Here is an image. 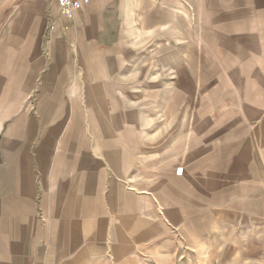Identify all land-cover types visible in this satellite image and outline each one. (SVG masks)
Instances as JSON below:
<instances>
[{
  "label": "crops",
  "instance_id": "0c3cea01",
  "mask_svg": "<svg viewBox=\"0 0 264 264\" xmlns=\"http://www.w3.org/2000/svg\"><path fill=\"white\" fill-rule=\"evenodd\" d=\"M133 6L84 0L69 12L57 0H0V264L122 260L165 238L164 208L197 192L198 175L207 186L236 174L238 160L261 158L264 0L229 4L213 29L222 70L208 94L220 121L183 129L179 86L168 135L135 108Z\"/></svg>",
  "mask_w": 264,
  "mask_h": 264
},
{
  "label": "rangeland",
  "instance_id": "374dc122",
  "mask_svg": "<svg viewBox=\"0 0 264 264\" xmlns=\"http://www.w3.org/2000/svg\"><path fill=\"white\" fill-rule=\"evenodd\" d=\"M130 1L134 6L129 8L127 38L134 55L135 108L150 110L155 119L150 131L171 134L169 105L181 86L183 129L186 121L190 131L210 129L221 119V102L208 94L222 70L220 39L215 40L213 29L221 23L222 9L237 0H181L180 16L171 10L173 0ZM147 8L154 16L145 21ZM158 102H165V111L158 112ZM206 114L210 119L203 122ZM158 117L160 125L166 120L165 128H158ZM213 138L221 139L220 129ZM237 163L234 175L214 174L213 189L211 181L205 185L208 177L198 175L197 192L188 189L187 199L165 207L167 231L154 246L122 260L91 264H264V152L260 159Z\"/></svg>",
  "mask_w": 264,
  "mask_h": 264
},
{
  "label": "built area",
  "instance_id": "2783aa9c",
  "mask_svg": "<svg viewBox=\"0 0 264 264\" xmlns=\"http://www.w3.org/2000/svg\"><path fill=\"white\" fill-rule=\"evenodd\" d=\"M59 6L66 11L72 12L73 10L77 9L80 7L81 3L84 0H57ZM56 25L55 21H51V26L50 28L53 29ZM183 167H178L176 172L177 174H181L183 172Z\"/></svg>",
  "mask_w": 264,
  "mask_h": 264
}]
</instances>
